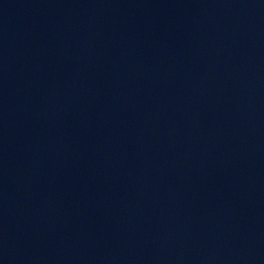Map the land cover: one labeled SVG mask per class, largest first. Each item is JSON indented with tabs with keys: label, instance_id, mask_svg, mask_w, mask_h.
<instances>
[{
	"label": "water",
	"instance_id": "1",
	"mask_svg": "<svg viewBox=\"0 0 264 264\" xmlns=\"http://www.w3.org/2000/svg\"><path fill=\"white\" fill-rule=\"evenodd\" d=\"M0 264H264V0H0Z\"/></svg>",
	"mask_w": 264,
	"mask_h": 264
}]
</instances>
